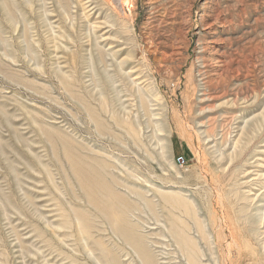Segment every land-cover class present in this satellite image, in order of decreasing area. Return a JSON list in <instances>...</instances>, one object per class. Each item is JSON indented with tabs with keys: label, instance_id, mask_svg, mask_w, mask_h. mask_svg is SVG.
I'll use <instances>...</instances> for the list:
<instances>
[{
	"label": "rangeland",
	"instance_id": "obj_1",
	"mask_svg": "<svg viewBox=\"0 0 264 264\" xmlns=\"http://www.w3.org/2000/svg\"><path fill=\"white\" fill-rule=\"evenodd\" d=\"M75 154L158 264H264V0H0V264H145Z\"/></svg>",
	"mask_w": 264,
	"mask_h": 264
},
{
	"label": "bare ground",
	"instance_id": "obj_2",
	"mask_svg": "<svg viewBox=\"0 0 264 264\" xmlns=\"http://www.w3.org/2000/svg\"><path fill=\"white\" fill-rule=\"evenodd\" d=\"M127 2L128 0H123V3ZM73 156L74 161L72 162V169L75 172L74 174L78 175L79 183L84 193L87 195L88 200L94 205V207L98 208L99 211L102 212V214L108 217V220H110L116 226L118 231L124 236L125 239L133 244L134 249L137 250L142 256V260L145 262V264H158L159 262H156L157 258L156 254L154 253V249L148 250L147 247H145V245L143 244L142 238L140 236L129 233L131 227H128L126 216H124V213L128 212V204L125 202V198H123L124 196L118 193L115 188L112 187L115 184L110 182V180L108 181L102 175V172L86 163V161H84L82 157L76 154ZM91 174H93V176ZM94 180L99 183V196L96 195L94 185L91 186L92 182H95ZM110 183H112L113 185L111 186ZM93 191H95V194L93 193ZM101 198H104L105 200L103 201ZM190 254H192L190 255V257L195 264H201L197 260V251Z\"/></svg>",
	"mask_w": 264,
	"mask_h": 264
}]
</instances>
